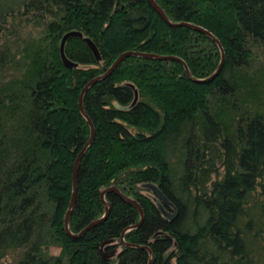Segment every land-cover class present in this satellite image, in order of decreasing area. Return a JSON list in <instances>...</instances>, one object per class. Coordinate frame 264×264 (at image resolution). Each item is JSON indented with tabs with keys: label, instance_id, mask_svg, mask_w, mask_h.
I'll return each mask as SVG.
<instances>
[{
	"label": "trees",
	"instance_id": "trees-1",
	"mask_svg": "<svg viewBox=\"0 0 264 264\" xmlns=\"http://www.w3.org/2000/svg\"><path fill=\"white\" fill-rule=\"evenodd\" d=\"M154 1L220 46L148 0H0V264H264V0ZM126 51L190 75L131 55L88 88L68 228L109 187L143 219L107 192L73 237L79 95Z\"/></svg>",
	"mask_w": 264,
	"mask_h": 264
},
{
	"label": "water",
	"instance_id": "water-1",
	"mask_svg": "<svg viewBox=\"0 0 264 264\" xmlns=\"http://www.w3.org/2000/svg\"><path fill=\"white\" fill-rule=\"evenodd\" d=\"M149 3L154 7V9L157 11V13L161 16V18H163V20H165L168 24L170 25H173V26H180V25H185V26H188V27H191L193 29H196V30H199L201 32H204L205 34H207L209 37H211L215 42H217V40L213 37V35L206 29H204L203 27H200V26H197V25H192V24H189V23H185V22H180V23H171L168 18L166 17V15L164 14L163 10L156 4V2L154 0H148ZM70 36H82V34L80 32H77V31H69L67 33H65L61 39V42H60V55H61V58H62V61L63 63L68 66V67H72L73 65H76L74 64L72 61H70L66 56H65V53H64V44H65V41L67 40V38H69ZM87 44L90 46V48L92 49V51L95 53L96 56L99 55L98 53V50L97 48L95 47V45L93 44V42L89 39V38H86L85 39ZM218 43V42H217ZM219 45V43H218ZM220 46V45H219ZM131 55H135V56H142V57H147V58H154V59H161V60H176V61H179L185 68V71L188 75L189 74V70H188V67L186 65V63L179 57L177 56H171V55H156V54H149V53H141V52H135V51H126V52H123L121 53L116 59L115 61L113 62V64L109 67V69L107 70V72L98 77V78H95L91 81H89L85 86L84 88L81 90V93L79 95V99H78V107H79V110L81 111L82 115L86 118V120L88 121L89 123V126H90V130H91V136H90V139L89 141L86 143V145L83 147V149L79 152L76 160H75V164H74V168H73V173H72V186H73V190H72V198H71V201H70V204H69V209L67 210L66 214H65V219H64V228L66 230V232L73 236V237H77L79 235H81L84 231H86L90 226L98 223V222H101L102 220H104L106 217H107V214L109 212V204L105 201L104 199V195L105 193L107 192H114L116 193L120 198H122L123 200H125L126 202H130L132 204H134L138 210H139V213H140V221L134 225V226H131L130 228L132 227H136L138 226L142 219H143V211L140 207V205L133 199L125 196L124 194H122L120 192L119 189H117L116 187H109L105 190H103L101 192V200L103 201V203L105 204L106 206V209H105V214L100 218L98 219L97 221H95L94 223H91L89 226H87L86 228H84L80 234H72L68 228V219H69V214L71 212V209L74 205V201H75V195H76V190H77V170H78V165H79V162H80V159H81V156L83 155L84 151L87 149V147L89 146V144L91 143L92 139H93V136H94V126H93V123L91 122V120L88 118V116L86 115L85 111H84V107H83V98H84V95L86 93V91L88 90V88L97 80L101 79L102 77L108 75L109 73H111L116 67L117 65L123 60L125 59L126 57L128 56H131ZM221 63L219 64L217 70L211 74L210 76L204 78V79H194V81H197V82H206L208 80H210L212 77H214L221 65H222V61H223V49H221ZM154 190V192L164 201L166 202V198L165 196L154 186H151ZM170 217H173L172 215H170ZM130 230V229H127V230H124L121 235H120V240L123 242V244H127L128 243H125L123 240H124V235L126 234V232ZM133 246V245H131ZM135 247H139V248H145L146 250H148L149 254L151 255L152 252L151 250L146 247V246H138V245H134ZM153 258L151 256V258L149 259L148 261V264H152V261Z\"/></svg>",
	"mask_w": 264,
	"mask_h": 264
},
{
	"label": "rangeland",
	"instance_id": "rangeland-1",
	"mask_svg": "<svg viewBox=\"0 0 264 264\" xmlns=\"http://www.w3.org/2000/svg\"><path fill=\"white\" fill-rule=\"evenodd\" d=\"M51 252L57 254V253L59 252V248H57V247H52V248H51Z\"/></svg>",
	"mask_w": 264,
	"mask_h": 264
},
{
	"label": "bare ground",
	"instance_id": "bare-ground-1",
	"mask_svg": "<svg viewBox=\"0 0 264 264\" xmlns=\"http://www.w3.org/2000/svg\"><path fill=\"white\" fill-rule=\"evenodd\" d=\"M147 247V246H146Z\"/></svg>",
	"mask_w": 264,
	"mask_h": 264
}]
</instances>
